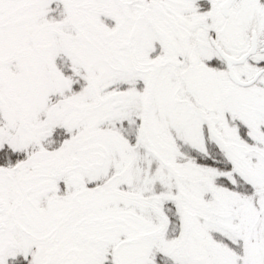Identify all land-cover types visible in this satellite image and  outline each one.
I'll return each mask as SVG.
<instances>
[{
  "label": "snow or ice",
  "instance_id": "6c2138e0",
  "mask_svg": "<svg viewBox=\"0 0 264 264\" xmlns=\"http://www.w3.org/2000/svg\"><path fill=\"white\" fill-rule=\"evenodd\" d=\"M0 264H264V0H0Z\"/></svg>",
  "mask_w": 264,
  "mask_h": 264
}]
</instances>
